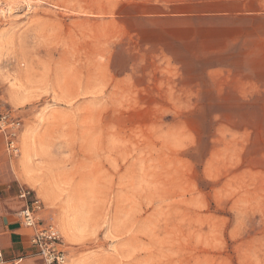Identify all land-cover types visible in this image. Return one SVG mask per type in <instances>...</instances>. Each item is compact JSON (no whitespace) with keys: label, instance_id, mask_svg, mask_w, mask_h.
Wrapping results in <instances>:
<instances>
[{"label":"rangeland","instance_id":"obj_1","mask_svg":"<svg viewBox=\"0 0 264 264\" xmlns=\"http://www.w3.org/2000/svg\"><path fill=\"white\" fill-rule=\"evenodd\" d=\"M178 1L0 0L3 160L67 264H264V0L205 58Z\"/></svg>","mask_w":264,"mask_h":264},{"label":"crops","instance_id":"obj_2","mask_svg":"<svg viewBox=\"0 0 264 264\" xmlns=\"http://www.w3.org/2000/svg\"><path fill=\"white\" fill-rule=\"evenodd\" d=\"M252 1L242 0L239 4L237 3L239 0H186L184 4L179 0L177 4L173 5L174 8L185 6V9H180L183 11H179L181 13L177 14V18H183L188 23V26L186 25L185 29L181 31L186 34L185 41L198 45L197 48L191 51L190 55L196 58H205L215 56L219 52L225 54V51H228V46L234 43L233 39L219 36L226 34V27L216 30V27L204 26L203 23L207 21L228 22L233 19L256 17L262 14L258 9L251 10L250 2ZM177 40L178 42H184ZM211 42L222 43L220 51L212 49L210 47ZM186 52L188 51L186 50ZM0 101L3 102L1 98ZM22 134L23 126L18 136V147ZM3 150H5L8 157L18 156L9 152L6 136L0 132V245L4 255V262L1 264H45L30 244L33 229L26 227L20 216L21 211L26 206L25 200L20 198L21 192L23 190L30 191L31 199H38V197L33 191L23 188L22 181L18 180V175L12 174L9 163L3 160ZM5 170H7V174L4 173ZM40 211L41 209L36 212L37 218ZM38 219L43 226L50 225L44 222L43 219Z\"/></svg>","mask_w":264,"mask_h":264},{"label":"built area","instance_id":"obj_3","mask_svg":"<svg viewBox=\"0 0 264 264\" xmlns=\"http://www.w3.org/2000/svg\"><path fill=\"white\" fill-rule=\"evenodd\" d=\"M22 126V118L14 114L7 104L0 101V132L6 136L7 149L15 155L19 154L17 141ZM30 197L31 193L27 190H23L20 194V198L26 203L20 216L23 224L33 229V235L30 239L31 246L45 264H67L68 253L63 238L54 226L41 224L36 216V212L41 209V203L38 199H31ZM3 262V249L0 245V264Z\"/></svg>","mask_w":264,"mask_h":264},{"label":"bare ground","instance_id":"obj_4","mask_svg":"<svg viewBox=\"0 0 264 264\" xmlns=\"http://www.w3.org/2000/svg\"><path fill=\"white\" fill-rule=\"evenodd\" d=\"M35 1V0H27V4L29 7L32 6V2ZM21 100V99H20ZM18 101V100H17ZM43 191V190H42ZM64 218V217H63ZM63 218H60V228L61 230L64 232L65 235H67L68 237L71 236L72 234V224L68 221V219H63ZM66 218V217H65ZM71 264H78V263H75V262H72Z\"/></svg>","mask_w":264,"mask_h":264}]
</instances>
